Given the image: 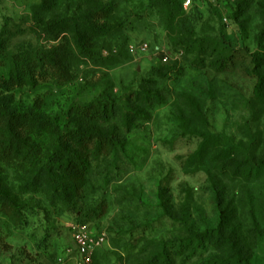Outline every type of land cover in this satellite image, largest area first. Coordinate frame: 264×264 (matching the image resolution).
<instances>
[{
    "label": "rangeland",
    "instance_id": "obj_1",
    "mask_svg": "<svg viewBox=\"0 0 264 264\" xmlns=\"http://www.w3.org/2000/svg\"><path fill=\"white\" fill-rule=\"evenodd\" d=\"M189 1L182 10L196 17L197 38L230 50L224 70L210 47L205 58L173 50L172 29L147 0H0V57L55 50L63 58L62 77L10 90L14 106L73 130L74 107L107 95L117 104L109 122L90 125L114 150L80 155L83 179L56 173L53 183L30 186L27 161L0 153V188L21 215L14 224L0 211V264H78L75 225L106 234L89 264H238L236 254L264 264V175L246 183L237 149L250 135L264 138V97L252 100L264 60L251 56L264 50V0ZM63 18L81 26L88 52ZM90 19L105 28H90ZM35 140L44 164L51 140ZM217 191L225 236L213 232L201 244L197 235L219 225Z\"/></svg>",
    "mask_w": 264,
    "mask_h": 264
},
{
    "label": "trees",
    "instance_id": "obj_2",
    "mask_svg": "<svg viewBox=\"0 0 264 264\" xmlns=\"http://www.w3.org/2000/svg\"><path fill=\"white\" fill-rule=\"evenodd\" d=\"M149 5L160 13L166 26L172 29L173 37L170 40L171 48L176 51L184 50L187 53H199L205 58L204 46L210 47L212 54L217 57L220 70L228 66L231 59L230 50L221 45L219 41L207 40L208 45H204V40L196 36V17L187 16L182 10L183 2L181 0H147ZM45 0H43V3ZM42 8V6H40ZM197 12V10H194ZM108 13L113 10L108 8ZM69 22V23H68ZM90 28L101 32L105 26H95L90 19ZM72 23V24H70ZM62 28H69L77 36L75 44L80 52H88V44L80 33L81 26L76 21L63 18L60 21ZM166 27V29H167ZM264 32V31H263ZM261 33V36L263 34ZM2 44V43H1ZM0 50L6 51V46L2 44ZM39 52L30 57L27 54L11 55L6 54L0 57V62L4 70L3 78H0V153L5 159L21 158L27 161L30 170L27 174L31 175L30 186H42L54 182L56 173L65 174L75 179L85 177L88 164L81 159L82 154L89 155L92 152V146L95 154L110 155L114 150V142L106 133H95L90 126H95L97 122H109L116 110L117 104L110 100L107 95L105 101L97 104L80 105L74 107L72 118L73 130L63 129L55 120L44 114L35 112L32 108L20 109L13 104L12 96L6 95L10 90L22 88L24 86L36 87L39 81L46 82L49 73L55 77L59 75L62 59L61 53ZM252 59L260 66L264 60V50H259L251 54ZM257 66V67H258ZM176 64L169 65V69L175 70ZM258 82L255 87V94L252 100L262 102L264 97V73L262 65L259 68ZM262 74V75H261ZM87 120V122H85ZM49 136L52 143V153L45 156L46 163H39V149L34 141L36 138ZM264 148V138L260 135H250L249 144L238 145L237 149L244 151V163L248 168L242 173V178L246 183H253L259 175H264V159L257 162V154ZM44 157V156H43ZM42 158V157H41ZM224 175V173H221ZM216 210L219 215V225L212 231H206L197 235L199 241L211 240V233L216 232L218 239L225 236L224 216L226 209L223 208L220 193H216ZM0 211L9 215L14 224H19L21 215L17 211L14 199H11L9 193L0 188ZM207 235L204 238L202 236ZM212 237V238H209ZM238 264L250 263L247 257H241L236 254Z\"/></svg>",
    "mask_w": 264,
    "mask_h": 264
},
{
    "label": "built area",
    "instance_id": "obj_3",
    "mask_svg": "<svg viewBox=\"0 0 264 264\" xmlns=\"http://www.w3.org/2000/svg\"><path fill=\"white\" fill-rule=\"evenodd\" d=\"M190 1L186 0L183 7H187ZM146 46L139 47L140 52H144ZM170 53H166L161 61L166 62ZM71 240L76 249V262L78 264H89L95 253L98 252L106 242V234L104 232L90 231L85 225H75L70 230Z\"/></svg>",
    "mask_w": 264,
    "mask_h": 264
}]
</instances>
